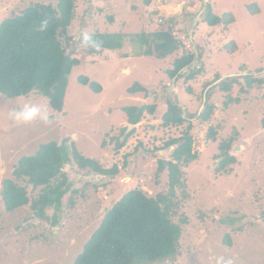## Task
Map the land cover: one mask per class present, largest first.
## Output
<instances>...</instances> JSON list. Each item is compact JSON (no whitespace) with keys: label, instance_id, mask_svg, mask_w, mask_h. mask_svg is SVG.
Instances as JSON below:
<instances>
[{"label":"rangeland","instance_id":"1","mask_svg":"<svg viewBox=\"0 0 264 264\" xmlns=\"http://www.w3.org/2000/svg\"><path fill=\"white\" fill-rule=\"evenodd\" d=\"M36 1L56 2L0 0V22ZM185 1L153 0L148 4L145 0H77L69 35L77 39L94 31L121 32L124 46L106 50L99 57L78 47L74 56L80 62L69 77L64 113L53 110L48 99L36 92L14 98L0 94V191L2 179L12 175L18 159L49 141L66 142L103 167L122 166L124 154L139 142L147 150L162 147L169 138L180 136L184 128L161 124L165 102L170 98L194 123L193 150L198 153L196 160L182 166L185 198L172 214V220L182 227V235L175 255L155 263L135 264H264V84L247 93L241 92L239 84L234 85L230 94L239 97L240 103L228 109L224 108L226 94L217 90L212 98L216 103L212 119L199 122L194 116L201 108L206 83H214L217 76L257 73L264 77V0ZM205 2L217 15L231 12L234 22H205L201 17ZM252 3L259 7L257 13L248 10L247 5ZM170 26L173 35L187 47L197 48L201 57V73L190 80L170 79L166 73L180 51L156 58L141 54L143 46L130 42L142 31ZM231 41L236 48L228 52L223 46ZM82 75L98 83L101 90L94 92L80 83ZM136 83L145 85L151 95H131L128 89ZM142 100L157 103L155 116L145 113L117 152L113 137L120 126L128 125L122 107ZM209 126L217 131L214 139L207 136ZM231 136L236 140L230 153L237 162L220 173L219 144ZM168 155L167 149L157 155L143 153L133 158L117 179L97 186L92 182L100 178L93 172L76 164L67 165L65 170L77 191L64 196L56 223H52L53 208H48L49 218L44 220L34 216L29 206L6 212L0 194V264H74L106 210L124 193L133 188L153 196L168 191L167 172L156 177L157 159ZM176 194L183 195L179 189Z\"/></svg>","mask_w":264,"mask_h":264},{"label":"trees","instance_id":"2","mask_svg":"<svg viewBox=\"0 0 264 264\" xmlns=\"http://www.w3.org/2000/svg\"><path fill=\"white\" fill-rule=\"evenodd\" d=\"M76 2L77 0L31 2L19 14L0 22V94L14 98L36 92L48 99L53 110L64 113L69 77L73 68L80 62V59L74 56L78 47H83L86 54H95L98 57L106 50L123 47L124 34L121 32L94 31L80 34L77 39L69 35L68 28L77 13ZM247 8L251 14L259 11L255 3L248 4ZM201 17L210 25H229L235 20L231 12L217 15L209 10L208 6ZM171 21L172 19H169V22ZM172 32V26L142 31L131 37L130 42L143 46L141 54L156 58L168 57L180 51V55L172 60V66L166 73L170 79L175 77L190 80L201 73V57L197 48L193 50L187 47ZM223 47L228 52H233L236 44L231 41ZM256 74L228 76L213 85L206 93V101L200 114L198 110L194 113L197 121L208 122L212 119L216 106L212 98L217 90L226 94L224 108L228 109L229 106L240 103L239 97L230 94L234 85L239 84L243 93L255 86L261 87L264 77ZM220 78L217 76L215 81ZM78 80L94 92L101 90V86L87 76L82 75ZM212 82L206 83L202 98L205 89ZM188 91L190 92L191 88ZM128 92L133 96L143 93L145 98L151 95L148 88L141 83L131 86ZM165 105L167 108L161 115V124L165 128L184 127L180 136L171 137L162 147H154L152 150L145 149L143 143L139 142L132 151L124 154L120 167L118 164L103 167L97 159L82 155L66 142L49 141L40 144L33 154L22 155L15 163L12 175L1 181L0 194L4 210L11 212L19 207L29 206L34 216L44 220L49 218L48 208H53L52 223H56V212L62 209L64 196L77 191L72 188L73 183L65 170L67 165L76 164L80 169L93 172L100 178L98 183L92 182L95 186L107 185L134 162L133 158L136 160V157L143 153L157 155L167 149L169 158L157 159L156 177L161 178L160 176L167 172L168 191L153 196L147 195L142 189L133 188L124 193L106 210L99 226L75 258L74 264H135L143 261L155 263L175 255L182 227L172 220V214L181 207V200L185 198L183 192H186V180L182 166L196 160L198 153L193 150L194 123L183 115L182 107L177 102L169 98ZM158 107L156 102H140L122 107L127 115L128 125L120 126L118 134L113 137L117 152L135 132L129 125L140 122L145 113L155 116ZM262 125L264 127V118ZM207 132L210 139L217 135L213 126H209ZM235 140L236 138L231 136L219 144L221 152L218 155L220 160L217 171L220 173H225L229 165L237 162L236 157L230 153ZM28 186H32L31 191ZM178 189L183 194L181 197L176 194ZM35 190H38L36 194ZM182 221L186 222L184 219ZM227 243L232 245L230 240Z\"/></svg>","mask_w":264,"mask_h":264},{"label":"water","instance_id":"3","mask_svg":"<svg viewBox=\"0 0 264 264\" xmlns=\"http://www.w3.org/2000/svg\"><path fill=\"white\" fill-rule=\"evenodd\" d=\"M206 2H207V0H206ZM206 2H205V4H204V8H206V6H207ZM191 35H192V34H191ZM241 74L244 75V74H247V73H241ZM235 75H236V74H232V75L224 76V77L218 79L217 81H215L214 83L210 84V85L206 88V90H205V92H204V96H203V102H202V105H201V108H200L198 114H200L201 110H202L203 107H204V104H205V101H206V93H207L208 89H210L213 85L217 84V83H218L219 81H221L223 78L228 77V76H235ZM238 75H240V74H238ZM129 126H130V127H133L134 125L131 124V125H129ZM236 148L239 149V147H236Z\"/></svg>","mask_w":264,"mask_h":264},{"label":"crops","instance_id":"4","mask_svg":"<svg viewBox=\"0 0 264 264\" xmlns=\"http://www.w3.org/2000/svg\"><path fill=\"white\" fill-rule=\"evenodd\" d=\"M152 1H153V0H151V2L148 3V2L145 0V2H147L148 4H151ZM182 1H183V0H181V2H182ZM184 1H185V0H184ZM167 2H168V1H167ZM164 3H166V2H164ZM185 3H186V1H185ZM162 6L165 7V9L168 8L167 5L165 6V4H162ZM162 6H161V7H162ZM196 6H197V4L195 3V4H194V8H195ZM151 7H152V5H151ZM161 7H160V8H161ZM156 8H159V6H157ZM194 8H193V9H194ZM193 9H192V10H193ZM136 11H139V10L136 9ZM135 13H139V12H135ZM123 46H124V45H123ZM122 48H123V47H122ZM140 102H145V101L142 100V101H140ZM140 102H139V103H140ZM137 104H138V103H137Z\"/></svg>","mask_w":264,"mask_h":264}]
</instances>
